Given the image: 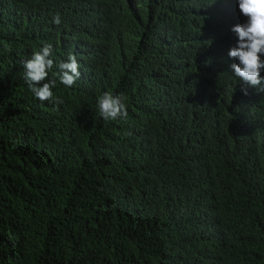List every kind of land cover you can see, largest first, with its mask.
<instances>
[{
	"label": "trees",
	"instance_id": "trees-1",
	"mask_svg": "<svg viewBox=\"0 0 264 264\" xmlns=\"http://www.w3.org/2000/svg\"><path fill=\"white\" fill-rule=\"evenodd\" d=\"M246 22L237 0H0V264H264V92L228 56ZM42 42L61 103L24 80Z\"/></svg>",
	"mask_w": 264,
	"mask_h": 264
},
{
	"label": "clouds",
	"instance_id": "clouds-1",
	"mask_svg": "<svg viewBox=\"0 0 264 264\" xmlns=\"http://www.w3.org/2000/svg\"><path fill=\"white\" fill-rule=\"evenodd\" d=\"M237 3L241 14L247 17V22L231 28L238 41L237 45L229 50L228 56L238 63H233L230 68L245 84L264 92V77H261V72L264 71V0H237ZM53 22H61L59 13L53 17ZM42 45L39 51L34 52L32 57L23 63L24 80L34 97L41 102L61 103L52 91L56 81L48 80L49 70L54 64L50 58L53 45L49 42H42ZM58 69L60 83L66 87H72L80 78V65L74 54L68 56L67 62H60ZM46 80L48 82H44ZM242 91L245 95L248 94L246 88ZM97 107L100 117L105 121L122 120L128 116L127 104L122 94L105 92L98 97Z\"/></svg>",
	"mask_w": 264,
	"mask_h": 264
}]
</instances>
